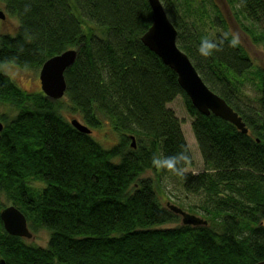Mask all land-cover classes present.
<instances>
[{"label": "trees", "instance_id": "trees-1", "mask_svg": "<svg viewBox=\"0 0 264 264\" xmlns=\"http://www.w3.org/2000/svg\"><path fill=\"white\" fill-rule=\"evenodd\" d=\"M207 0H203L206 2ZM19 20L0 35V68L40 70L50 58L77 50L66 70L63 101L26 93L0 71V101L19 111L0 140V198L8 196L33 232L46 230V248L9 235L0 218V259L7 264H256L264 260V70L239 42L218 35L209 56L202 36L186 22L198 0H161L175 26L178 47L205 84L242 118L243 134L213 114L197 111L176 73L141 41L152 23L147 0H0ZM243 26L264 43V0H229ZM219 22V21H217ZM249 81L256 109L241 99ZM183 99L205 171L194 165L182 122L167 107ZM77 114L92 131L114 134L109 148L67 121ZM135 138V147L131 137ZM183 151L177 178L191 194L205 193L208 226L162 228L180 217L160 202L157 185L142 178L154 157ZM30 180L43 187H31ZM5 207L1 204L0 213ZM30 227V226H29ZM31 230V229H30ZM32 232V230H31Z\"/></svg>", "mask_w": 264, "mask_h": 264}, {"label": "rangeland", "instance_id": "rangeland-1", "mask_svg": "<svg viewBox=\"0 0 264 264\" xmlns=\"http://www.w3.org/2000/svg\"><path fill=\"white\" fill-rule=\"evenodd\" d=\"M174 1L175 0H173V2ZM198 1L200 4L202 2L204 6H194L193 11H190V15H187L186 17V22L189 23V26H191L194 32L209 40H215L218 35L225 36L228 34L232 37L235 36L238 42L242 44L244 49L247 51L254 64L264 70V43H255L251 36L245 33L243 26L252 29L256 33H260V29L253 27L249 21L245 20L242 16H239L237 14L236 7H234V5L229 2V0H207L206 2H203V0ZM0 12H3L5 16L4 19L0 18V35H14L18 29L19 20L15 16L10 15L6 10L5 5L1 2ZM0 71L3 74L9 76L19 86V88L26 93L32 94L42 92L39 78L40 70H24L9 63L3 64L0 68ZM241 89V99L244 101V103L257 109L259 107L257 101L260 95L255 86L250 84L249 81H245L241 85ZM61 101H63L65 105L68 103L67 100H64V97L61 99ZM167 107L173 110L176 117L181 120L182 132L193 158L194 165L192 167H187L184 172L192 173L194 175L204 172L205 165L197 140L192 130L193 118L187 112L183 99L178 97L172 103L168 104ZM18 111L19 110L12 104L0 101L1 122L2 118H4L7 122L11 121L18 114ZM62 114L69 122L75 118L80 123H82L80 117L77 114H73L72 112L66 110H64ZM92 136L105 148H109V146L113 144L114 139H116L114 134L106 128L100 131H92ZM142 178L151 179L157 185V192L162 205L167 207V203H170L180 207L187 213L205 220L208 219L206 218V214L203 210L207 200L205 193H200L197 195L188 193L183 187V184L177 178L171 174L162 172L160 168H157L156 171H147L142 176ZM29 184L31 187L36 189L43 187V185L36 180H30ZM0 199L1 204L5 208L14 206V201L8 196L1 195ZM180 225L181 217L178 223L168 224L162 228H175ZM29 226V229L32 230L33 238L30 240H24H26L28 244L46 248L49 241V232L44 229H40L34 233L33 229L31 228V223H29Z\"/></svg>", "mask_w": 264, "mask_h": 264}, {"label": "water", "instance_id": "water-1", "mask_svg": "<svg viewBox=\"0 0 264 264\" xmlns=\"http://www.w3.org/2000/svg\"><path fill=\"white\" fill-rule=\"evenodd\" d=\"M152 9V23L142 36V43L154 52L162 62L172 69L178 83L197 111L205 116L210 114L219 117L234 125L243 134H248L242 118L236 113L224 99L215 94L205 84L202 77L192 64L189 57L178 47V32L170 21L161 0H147ZM0 18L4 19V13L0 12ZM77 50H67L47 60L40 69V82L43 94L52 101L61 100L66 93L67 84L65 72L76 61ZM70 124L79 132L90 135L92 130L72 119ZM4 124L0 121V140ZM132 146L135 147V138L132 136ZM168 209L181 217L184 226H208V221L185 212L180 207L167 203ZM4 229L15 237L30 240L33 233L29 229L25 215L15 206L4 208L0 213ZM0 264H7L0 259ZM256 264H264V260Z\"/></svg>", "mask_w": 264, "mask_h": 264}, {"label": "clouds", "instance_id": "clouds-1", "mask_svg": "<svg viewBox=\"0 0 264 264\" xmlns=\"http://www.w3.org/2000/svg\"><path fill=\"white\" fill-rule=\"evenodd\" d=\"M227 35V34H226ZM238 43V40L235 36L229 41L230 46H235ZM217 45L213 41L202 37L200 43L197 47V51L201 56H209L212 54V50L216 49ZM189 157L183 152H179L173 156H164V157H154L152 159V164L156 168L170 169L175 174L181 175L183 172L182 167H178L181 161L187 162Z\"/></svg>", "mask_w": 264, "mask_h": 264}]
</instances>
